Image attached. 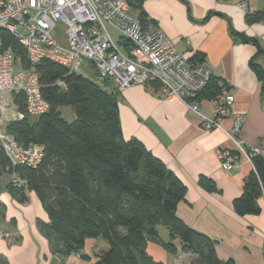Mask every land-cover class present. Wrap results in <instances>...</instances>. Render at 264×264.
I'll return each instance as SVG.
<instances>
[{"label": "trees", "instance_id": "16d2710c", "mask_svg": "<svg viewBox=\"0 0 264 264\" xmlns=\"http://www.w3.org/2000/svg\"><path fill=\"white\" fill-rule=\"evenodd\" d=\"M128 2L132 9L141 7L143 0ZM137 18L147 27L144 11ZM245 20L247 24L264 22V9L248 10ZM232 31L241 42L257 48L250 65L261 82L264 100V65L260 62L264 47L257 37ZM6 36L7 45L28 65L24 47L11 34ZM191 60L202 62L203 54L196 53ZM35 70L49 109L30 116L24 93H15L14 102L25 117L9 121L6 130L20 145L42 146L43 157L36 166L14 163L1 144L0 176L8 173L12 179L15 174L24 181L18 186L10 180L9 185L20 203L28 202L29 193L35 192L48 216L47 221L38 219L37 227L54 254L65 258L74 253L88 259L82 253L86 240L101 238L108 249L97 254L95 264H167L148 252L150 241L173 255L179 251L193 254L190 264H234L219 257L215 240L177 215L178 204L187 193L185 183L140 140L124 137L121 92L112 80L99 76L98 81L91 80L47 59ZM58 80L64 84H57ZM225 87L212 76L195 100H211ZM63 107L73 109L74 121L63 116ZM223 150L240 159L234 148ZM251 161L253 171L245 179L243 193L233 202L240 216L261 211L257 201L264 189V155H254ZM199 183L208 190L216 188L205 176ZM3 209L0 203V211ZM159 225L168 228V242L160 240ZM0 264L7 263L0 257Z\"/></svg>", "mask_w": 264, "mask_h": 264}, {"label": "crops", "instance_id": "0c3cea01", "mask_svg": "<svg viewBox=\"0 0 264 264\" xmlns=\"http://www.w3.org/2000/svg\"><path fill=\"white\" fill-rule=\"evenodd\" d=\"M260 9H264V0H143L141 7L131 11L136 17L144 11L147 28L163 29L177 50L191 56L203 54V64L227 86L222 90L235 95L223 126L230 129L236 114H243L246 120L239 137L246 145L264 150V100L261 82L250 65L257 48L241 42L232 31L257 37L264 47V22L247 24L245 20L248 10ZM260 62L264 65V57ZM201 110L212 115L210 99L201 101ZM11 112H6L0 125L8 124ZM120 118L124 137L140 140L187 186L177 215L215 240L222 260L264 264V198L257 201L259 213L240 216L235 212L233 202L243 193L253 166L242 157L234 169L222 168L219 150L234 146L228 135L220 129H205L200 117L180 99L165 98L153 84H136L121 92ZM201 176L212 179L215 190L203 187ZM10 180L8 173L0 176V203L4 206L0 234L9 233L13 238L9 241L0 236V257L7 264H86L90 258L74 253L62 258L51 251L37 227L38 219L48 220L41 201L32 191L28 202H18L9 188ZM96 242V254L108 249L103 240L97 238ZM176 243L180 248L178 240ZM148 252L158 261L169 260V252L156 242L148 243ZM82 253L89 256L85 248ZM189 254H171L175 257L172 264L186 255L190 260L193 255Z\"/></svg>", "mask_w": 264, "mask_h": 264}, {"label": "built area", "instance_id": "2783aa9c", "mask_svg": "<svg viewBox=\"0 0 264 264\" xmlns=\"http://www.w3.org/2000/svg\"><path fill=\"white\" fill-rule=\"evenodd\" d=\"M60 22L64 24L63 41L55 35ZM111 29L118 33L117 41ZM6 34L14 36L24 47L28 65L7 45ZM191 57L177 50L163 29L145 27L132 13L128 0H0V120L9 110L12 111L9 121L25 117L14 98L11 103L3 98L8 93L12 96L24 93L26 114L30 116L48 111L49 103L42 96L39 74L35 70L42 60L55 61L76 73L89 63L96 68L101 80H112L120 92L136 84L157 83L165 98H178L196 113L205 129L223 130L240 158L252 163L251 158L264 155V150L246 145L239 137L245 116L236 114L230 129L223 126L235 95L222 90L211 99L212 115L203 112L201 101L195 98L209 84L213 74L203 62H194ZM15 64L19 65L18 70ZM57 84L64 83L58 80ZM0 140L14 163L36 166L43 157L42 146L20 145L2 125ZM219 158L224 170L234 169L239 160L237 155L231 156L223 149L219 150ZM11 181L18 186L24 184L15 174ZM0 236L13 239L9 233Z\"/></svg>", "mask_w": 264, "mask_h": 264}, {"label": "rangeland", "instance_id": "374dc122", "mask_svg": "<svg viewBox=\"0 0 264 264\" xmlns=\"http://www.w3.org/2000/svg\"><path fill=\"white\" fill-rule=\"evenodd\" d=\"M63 30H64V24L62 22H60L58 24L56 30H55V35L59 36V38L62 41H63ZM111 31L114 33V38L117 41V39H119L118 33H116V31H114L113 29H111ZM14 67H15L16 70L19 69V65L18 64H15ZM79 73H81L86 78L98 81L97 70H96V68L94 66H92L89 63H86L84 66H82V68L80 69ZM3 98L8 103H11L12 99H13V96H12L11 93H8ZM11 108H14L13 104H11ZM62 113H63V116L68 121L72 122V121H74L76 119V114L74 113V111H73V109L71 107H63L62 108ZM32 119H34V117ZM6 123H7L6 121L3 123V125H2L3 128L7 127L8 124H6ZM8 123H9V121H8ZM0 145H1V140H0ZM158 232H159V237H160L161 241L168 242L170 240L169 230H168V228L165 225H159L158 226ZM6 239L9 240L8 238H6ZM96 240H97V238H88L86 240L84 248H85V251L89 255V258H90L89 260H87L86 264H95V261L97 260V254L95 253V245L97 244ZM100 240H103V239L98 238V242H100ZM103 242H105V241L103 240ZM107 246H108V244H107ZM191 255H193V254H191ZM192 258H193V256H192ZM174 259H175V257H173V255H171L169 253V260H168L167 263L168 264H172ZM190 261H191V259L189 260L188 256L186 255L183 258H181V260L179 262H177V264H190Z\"/></svg>", "mask_w": 264, "mask_h": 264}]
</instances>
